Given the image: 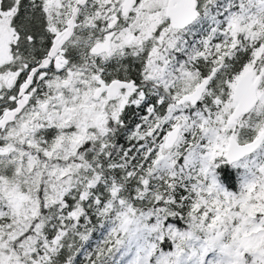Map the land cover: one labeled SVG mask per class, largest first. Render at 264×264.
<instances>
[{
    "label": "snow or ice",
    "instance_id": "6c2138e0",
    "mask_svg": "<svg viewBox=\"0 0 264 264\" xmlns=\"http://www.w3.org/2000/svg\"><path fill=\"white\" fill-rule=\"evenodd\" d=\"M0 264H264V0H0Z\"/></svg>",
    "mask_w": 264,
    "mask_h": 264
}]
</instances>
